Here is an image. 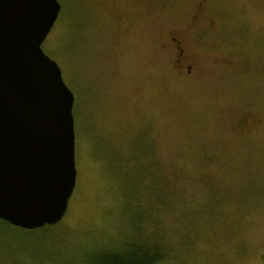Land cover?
Segmentation results:
<instances>
[{"label": "rangeland", "instance_id": "obj_1", "mask_svg": "<svg viewBox=\"0 0 264 264\" xmlns=\"http://www.w3.org/2000/svg\"><path fill=\"white\" fill-rule=\"evenodd\" d=\"M58 1L41 47L74 94L76 183L54 224L0 219V264L155 244L158 264H264V0H86L81 29Z\"/></svg>", "mask_w": 264, "mask_h": 264}, {"label": "water", "instance_id": "obj_2", "mask_svg": "<svg viewBox=\"0 0 264 264\" xmlns=\"http://www.w3.org/2000/svg\"><path fill=\"white\" fill-rule=\"evenodd\" d=\"M58 0H0V219L58 222L76 183L74 94L41 44Z\"/></svg>", "mask_w": 264, "mask_h": 264}, {"label": "trees", "instance_id": "obj_3", "mask_svg": "<svg viewBox=\"0 0 264 264\" xmlns=\"http://www.w3.org/2000/svg\"><path fill=\"white\" fill-rule=\"evenodd\" d=\"M85 6V5H84ZM79 6L78 18H79V29H81L85 24L86 9ZM86 7V6H85ZM73 13L76 17V14L73 10ZM82 22V23H81ZM73 29L75 26V19ZM73 29L70 30V38L73 33ZM81 41H86V36H81ZM108 145V144H107ZM104 146V145H103ZM151 231H149L150 233ZM152 233H154L152 231ZM165 248L168 247V251H170V247L168 245H164ZM166 256L165 249L155 244L152 249H145L142 247H131L129 249H124L123 251H116L113 253H107L101 257L96 258L90 264H158L160 261H163Z\"/></svg>", "mask_w": 264, "mask_h": 264}, {"label": "flooded vegetation", "instance_id": "obj_4", "mask_svg": "<svg viewBox=\"0 0 264 264\" xmlns=\"http://www.w3.org/2000/svg\"><path fill=\"white\" fill-rule=\"evenodd\" d=\"M75 1V0H74ZM86 0H76L75 3V8L81 6H84V2ZM86 8V7H85ZM180 34L178 33L177 35H172L170 37L169 42L171 43V45L173 46V67L176 69H181V70H185L184 73L186 74H190L192 73V63L187 59L186 57V51H185V46L183 45V39L182 37L179 36ZM242 121V120H241ZM240 121V122H241ZM249 123V119L245 118L244 119V124H248ZM104 147H108L107 144H104Z\"/></svg>", "mask_w": 264, "mask_h": 264}]
</instances>
